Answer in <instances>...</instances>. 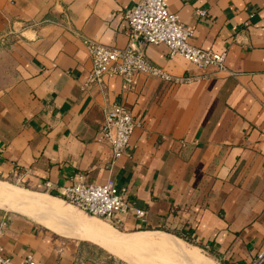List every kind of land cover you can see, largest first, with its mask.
I'll list each match as a JSON object with an SVG mask.
<instances>
[{
    "label": "crops",
    "instance_id": "1",
    "mask_svg": "<svg viewBox=\"0 0 264 264\" xmlns=\"http://www.w3.org/2000/svg\"><path fill=\"white\" fill-rule=\"evenodd\" d=\"M166 1L194 26L193 45L226 51V69L131 40L123 11L139 0H0L10 29L0 36L15 66L0 91V180L58 197L78 181L112 179L148 210L145 223L125 218L126 233H174L224 264H248L264 250V0ZM84 37L133 42L153 64L190 79L140 74L131 91L120 77L87 86ZM116 103L141 122L118 159L101 135ZM83 240L0 206V246L17 264H29L28 255L36 264H125Z\"/></svg>",
    "mask_w": 264,
    "mask_h": 264
},
{
    "label": "built area",
    "instance_id": "2",
    "mask_svg": "<svg viewBox=\"0 0 264 264\" xmlns=\"http://www.w3.org/2000/svg\"><path fill=\"white\" fill-rule=\"evenodd\" d=\"M197 14L206 15L205 9H198ZM123 15L128 24L131 40L141 38L144 45L166 44L170 55H182L199 67L215 66L226 69V51L207 50L193 45L189 39L194 33V26L185 24L178 13L172 11L166 0H139L135 7L127 8ZM92 68L86 85H103L107 77H120L124 91L135 88L136 78L140 74L174 82H183L190 77H179L165 68L153 64L147 57L146 50L138 49L132 42L126 47L107 45L84 37ZM141 122L133 111L123 103H116L105 111L101 135L111 147L113 158L121 157L129 146L131 136ZM61 198L69 201L89 215L106 219L112 225L120 227L128 215L141 223L147 222L148 210L137 207L128 197V187L118 185L112 179L105 183L78 181L60 190ZM209 246L204 250L209 251ZM26 262L36 264L32 255ZM0 264H17L3 254L0 246ZM248 264H264V250Z\"/></svg>",
    "mask_w": 264,
    "mask_h": 264
},
{
    "label": "bare ground",
    "instance_id": "3",
    "mask_svg": "<svg viewBox=\"0 0 264 264\" xmlns=\"http://www.w3.org/2000/svg\"><path fill=\"white\" fill-rule=\"evenodd\" d=\"M0 206L9 210H20L31 217H35L60 234H75L85 239H94L110 252L127 259L132 264H156V262L152 263L150 260L145 259L146 261H142L136 258L133 253L138 249H150L152 254L153 251H162L165 256L166 253H170V255L174 253V256L176 253L185 262L191 264H213L210 257L205 258L199 253L198 247L187 248L182 239L168 233L122 232L112 225L105 224L102 218L98 217L97 219L95 218L97 216H89L81 212L73 204L67 203L59 196L21 188L2 180H0ZM142 252L144 251L142 250ZM158 252L156 258L159 257V255L157 256ZM137 256H139V253ZM146 257L148 256L145 255ZM149 258H151V255ZM161 261L163 262V259Z\"/></svg>",
    "mask_w": 264,
    "mask_h": 264
},
{
    "label": "rangeland",
    "instance_id": "4",
    "mask_svg": "<svg viewBox=\"0 0 264 264\" xmlns=\"http://www.w3.org/2000/svg\"><path fill=\"white\" fill-rule=\"evenodd\" d=\"M11 24V23H10ZM4 26V27H3ZM10 29H9V23H5V18H1L0 17V31H9ZM9 44H10V40L8 39V36H0V91L1 90H3V89H5V88H7V87H9L13 82H14V79H15V66H14V62H13V57H12V54H11V49H10V47H9ZM2 181H5V180H2ZM6 182H8V181H6ZM9 183H11V184H14V185H16V186H18V187H21V188H25V189H29V190H33V191H38V192H41V191H39V190H37V189H33V188H30V187H28V186H24V185H20V184H17V183H15V182H11V181H9ZM67 203H69V204H73V203H71V202H69V201H66ZM73 206H75L74 204H73ZM76 208H78L77 206H75ZM12 210V209H11ZM78 210H81V209H79L78 208ZM13 211H15V210H13ZM17 212H20V213H23V214H26V213H24V212H22V211H20V210H16ZM81 212H83V213H85L84 211H82L81 210ZM87 214V213H86ZM27 215V214H26ZM89 215V214H88ZM29 216V215H28ZM89 216H92V215H89ZM32 218H34V219H36L35 217H32ZM95 218H97L98 219V217H95ZM99 218H101V217H99ZM103 220H104V222H105V224H107V225H112L110 222H108L106 219H104V218H102ZM37 220V219H36ZM37 221H39V220H37ZM39 222H41V223H43L42 221H39ZM44 224V223H43ZM112 226H114V227H116L118 230H120V231H124V232H127L126 230H124L123 228H120V227H117V226H115V225H112ZM168 232V231H167ZM169 233V232H168ZM171 233V232H170ZM77 236V237H81V236H79V235H75V234H71V235H67V236ZM172 235H174V233H172ZM176 236V235H175ZM82 238V237H81ZM83 239V238H82ZM181 239H182V237H181ZM83 241H85L86 243H88V244H90V245H92V249L94 250V251H108V253H112V252H110L109 250H107L104 246H102L99 242H97L96 240H94V239H90L89 241L88 240H83ZM178 246H179V244H178ZM185 246L187 247V248H191V247H194V246H196L195 244H192L191 242H185ZM198 247V246H197ZM199 248V253L203 256V257H205V258H209L210 257V259L212 260L211 262H213V264H224L223 263V261H221V260H219L217 257H215V255H213L212 253H210V252H208V251H206V250H204L202 247H198ZM142 250L144 251V252H142ZM150 250V249H149ZM148 249H146V250H144V249H141V250H135V252L134 251H132V252H134L133 253V255L136 257V258H138V259H140V260H144V261H148V260H150V262H156V264H181V262H182V264L184 263V264H191V263H187V262H185L180 256H178L176 253H175V256H174V253H172L171 255H170V253L168 254V253H166V256H165V253H162V251H157L158 252V254H157V256L159 255V257H165V258H159V257H155L156 256V251H153V254L152 253H150V252H152L151 250L149 251ZM141 251V252H140ZM147 251V252H146ZM149 251V252H148ZM139 253V256H137L138 255V253ZM156 252V253H155ZM135 253H136V255H135ZM145 253H148V254H150L151 255V258H149L150 257V255H147V254H145ZM113 255H115V257H117V259H121V261H123L125 264H132V263H130L127 259H124V258H121L120 256H118V255H116V254H114V253H112ZM155 254V255H154ZM144 256V258H143V256ZM145 255L146 256H148V257H146L145 258ZM168 255V256H167ZM140 256H142V257H140ZM167 257H169V259H167ZM179 258V259H177V258ZM146 259V260H145ZM163 259V262L161 261V260ZM172 259V260H171ZM155 260V261H154ZM176 260V261H175Z\"/></svg>",
    "mask_w": 264,
    "mask_h": 264
},
{
    "label": "trees",
    "instance_id": "5",
    "mask_svg": "<svg viewBox=\"0 0 264 264\" xmlns=\"http://www.w3.org/2000/svg\"><path fill=\"white\" fill-rule=\"evenodd\" d=\"M178 235L180 236V234L178 233Z\"/></svg>",
    "mask_w": 264,
    "mask_h": 264
}]
</instances>
